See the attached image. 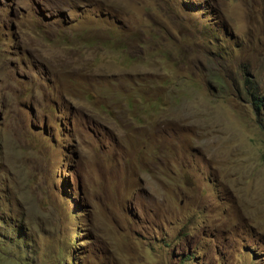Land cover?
<instances>
[{
    "label": "rangeland",
    "instance_id": "obj_1",
    "mask_svg": "<svg viewBox=\"0 0 264 264\" xmlns=\"http://www.w3.org/2000/svg\"><path fill=\"white\" fill-rule=\"evenodd\" d=\"M264 0H0V264H264Z\"/></svg>",
    "mask_w": 264,
    "mask_h": 264
},
{
    "label": "trees",
    "instance_id": "obj_2",
    "mask_svg": "<svg viewBox=\"0 0 264 264\" xmlns=\"http://www.w3.org/2000/svg\"><path fill=\"white\" fill-rule=\"evenodd\" d=\"M253 104L254 107L257 108L258 106H264V104L260 103V101L258 99H253ZM261 130L264 132V125H261ZM263 160H264V156H263Z\"/></svg>",
    "mask_w": 264,
    "mask_h": 264
}]
</instances>
